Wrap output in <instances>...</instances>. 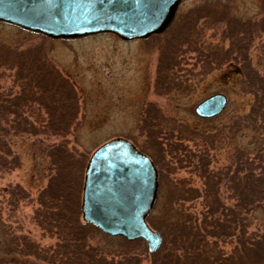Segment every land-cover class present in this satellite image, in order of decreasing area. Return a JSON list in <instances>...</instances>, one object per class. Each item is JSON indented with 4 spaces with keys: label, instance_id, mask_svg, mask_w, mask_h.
Wrapping results in <instances>:
<instances>
[{
    "label": "rangeland",
    "instance_id": "1",
    "mask_svg": "<svg viewBox=\"0 0 264 264\" xmlns=\"http://www.w3.org/2000/svg\"><path fill=\"white\" fill-rule=\"evenodd\" d=\"M207 19L213 24L206 25ZM254 25L256 34L248 45L243 44L241 49L247 54L240 58L238 52H232V47L240 45L236 43L238 38L232 36L241 33L242 27ZM263 25L264 0H184L177 11L176 32L179 29L185 35L197 27V32L202 33L198 47L216 46L221 55L216 64H210L205 50L200 53L201 49L166 46L167 40L173 39L165 35L134 43L120 42L112 34L52 41L23 35L15 27L0 24V52L5 57L6 54L11 59L16 56L11 50L24 54L28 49L31 52L44 49L58 74L53 79L60 85L66 83L50 92L51 96L75 97L76 118L67 138L64 137L68 162H63L58 169L60 176L68 174L73 181L71 186L68 178L64 183L61 202L73 203L76 174L85 157L110 139L124 138L135 143L162 170L152 215L156 228L163 229L161 234L156 230L163 241L160 253L165 251L167 255V250L176 244L174 250L186 246V251L192 254V242L185 245L174 242L169 230L191 235V228L199 226L205 213L221 216L224 212L220 208L204 202L208 192H212L211 199L214 193L221 192L224 207L235 209L240 216L232 223L236 235L230 242L220 244L218 254L211 243L205 244L204 254L212 258L211 263L203 261V264H214L213 258L216 263L222 261L221 264H264V209L259 204L250 210L236 206L238 202L229 204L231 200L244 202L245 196L235 192V180L232 184L227 178L230 174L245 176L248 169L243 164L250 149L249 140L264 130L263 124L259 125L264 121ZM176 32L173 29L169 35ZM230 48L232 51H227ZM162 52L169 56L160 58ZM161 60L165 62L160 63ZM11 72L6 69L4 75L0 72V86L6 93H13L17 88L9 76ZM168 79L170 84L164 87V92L160 87ZM218 92L228 99L224 111L212 119L196 117L194 108L198 102ZM63 113L61 108L51 110L56 120ZM27 117L35 126L46 121L45 112L34 105ZM3 133L6 131L0 129V146L10 163L6 170L0 165V264H49L40 254L36 258L28 252L9 253L3 250V245L12 237L23 236L39 248L51 250L56 245L55 235L36 225L32 216L37 195L48 187L54 175L45 150L59 143L62 136L9 134L7 137ZM16 186L26 193V199L18 202L10 196V190ZM261 189L264 191V185ZM263 191L259 194L264 195ZM253 198L260 199L257 195ZM191 208L200 212L194 215ZM67 223H71L68 217ZM247 233L253 236L243 239ZM85 237L90 248L97 250L95 256L99 257L100 264H157L156 257L150 255L141 239L112 238L94 229ZM81 259L71 263H80Z\"/></svg>",
    "mask_w": 264,
    "mask_h": 264
},
{
    "label": "trees",
    "instance_id": "2",
    "mask_svg": "<svg viewBox=\"0 0 264 264\" xmlns=\"http://www.w3.org/2000/svg\"><path fill=\"white\" fill-rule=\"evenodd\" d=\"M204 23L206 25L213 24L209 19H207ZM258 25L261 26L259 23ZM254 27L256 26H244L242 27V31H240L241 33L235 32L236 34L234 37L232 36V38H238L236 43L240 45L237 47L230 46L234 49V51H232V48L227 51H232L233 54L238 52L240 58H245L247 53L245 54L244 49H241V47H243V44L245 45L247 42H250L252 36L256 34ZM17 30L23 35L36 36L21 29ZM201 34V32H197V27H195V29L191 30L189 34L183 35L182 33L183 36L181 35L182 37L180 36L179 38L183 39L181 41L182 46H184L185 49L189 47L192 48V50L201 49L200 53H204L205 50L208 52L210 57V64L213 62L216 64L221 55L218 54L216 46H212V48H209L210 46H208L205 49L203 47H198V45L201 44V36H199ZM258 34H260V32ZM232 38L231 41H234ZM248 44L249 43H247V45ZM26 52L27 53L19 54V51L16 52L11 50V54L16 55L12 57V59L11 57H8L7 54L5 57L4 52H0V58L2 59L0 60V72L4 75L5 69L7 71L9 70V72L12 71L9 76H12V83L15 87H17L15 92L6 93L0 86V124H2V126L4 125L3 127L0 126V129H2V131H6V134H3L5 136L7 135V137L9 134L10 136L20 137H24L23 135L28 134L34 135V137L42 136L44 134L54 137L62 136V140L59 143L48 146L45 150V155L48 157L47 160H49L50 165L52 166L51 168H53L52 170L54 171V175L51 179H49L50 184L48 187L37 195L35 199L37 207L35 208L32 216L33 222L39 227L41 225V227L46 229L50 235H55L57 241L56 245L51 250H47L39 248V246L32 243L25 236L18 238L12 237L7 240V243H5L6 251L20 255L21 253L24 254L28 252L32 253L36 256V258L40 254L44 257L45 261L49 262V264H72L74 262L73 260H76V258H82L80 260L81 262L76 264H100L97 260L99 257L95 256L97 250L95 248H93V250L90 248L91 246L88 244L89 239L85 237V235H88L94 228H91L90 225L83 224L80 218V188H82V179L87 157H85V163H81V166L76 174L77 177L75 178L76 182L74 185L77 190L74 195H71L73 196V203L68 204L66 201L63 200V202H61L60 200V196L64 194L61 193V189L64 188V183L68 182L69 179L71 186V182L73 181V178L68 177V174L60 176V171L58 169L63 165V162L64 164L68 162L67 159L69 157V152L67 148V140L64 137L66 136L67 138V135L71 130L69 127H71L74 118H76L75 107L77 106V103L75 102V97H73L74 99H71L70 95H68V97H63L61 95H56L57 97L54 95L51 96L52 94L50 92H53L54 89H61V87H63L66 83L61 82L60 85L53 79L58 74H55L53 65L46 58L44 49H38L37 51L33 50L32 52L28 49ZM243 63L246 64L245 62ZM165 76L166 75H164V77ZM158 77L162 78L160 75H158ZM167 84H170V79L163 82L160 87L164 92V87ZM33 105L45 112L46 121L44 124L35 126V124L28 119L27 112ZM54 108H61V111L64 112L61 119L56 120L57 118L52 116L51 110ZM259 116L262 117L263 115L259 114ZM260 124H263L262 127H264V121L259 123V125ZM256 134L257 137H255L254 140H249L248 143L250 149L246 154V163L243 164L248 169L245 176L235 177V175L230 174L227 177L228 180L232 181V184L233 180H235V184L233 185L235 192H242L241 195L245 196L244 202L239 200L233 202L231 200L229 204L235 205L236 202H238L236 206L241 205L244 209L248 208L249 210L255 207L254 204H259L264 209V195L262 193L259 194V192L263 191L261 188H263L264 185V130H261ZM0 152H2V154L0 153V165L3 169H7L9 168L10 162L7 161V154L4 153L5 151H3L1 146ZM80 158L82 159V156ZM243 170L245 173L246 169ZM161 173L162 170L158 168L159 180L161 178ZM208 179L212 181L213 178L208 176ZM220 194L221 192L219 194L214 193V198L211 199L212 192H208V197H204V202L208 203V205L213 204L216 208H220L221 211L224 212L221 213V216H216V214L211 212L209 214L207 211L208 213H205L207 215L204 216L202 220L200 219L201 221L199 226L196 225L191 228V235H187L184 231H181L179 234L178 230H173L174 232L169 230L170 235H172V238L175 239L174 242L180 241L184 243V245L189 243V241L192 242L195 246L191 248L193 253L189 254L188 251H186L188 250V247L186 246H182V249L177 247L176 250H174V246L176 244L172 242L174 245L167 250L168 253L165 255V251H161V253L159 252V249H161L163 245L161 243V246L155 254H151L156 257L155 259L157 264H203V261H209L211 263L212 255H207L206 257L204 254L206 253L205 244L211 243L214 249H218L216 253L218 254L221 252L220 248L222 246L220 247V244L223 242H230L232 238L235 237L236 232L232 230L234 229L232 223H234L240 216H238V212L235 209L233 210L231 208L224 207V204L221 202ZM255 195L259 196V201H255L253 198ZM10 196L15 197L18 202L21 199L27 198L26 193L17 186L10 190ZM15 199L14 202L16 201ZM11 200H13V198H11ZM58 205H60L61 208H58ZM198 211L199 210L195 211L193 208L190 209V212L194 215ZM152 215L153 210L148 216L146 222L151 229L155 231L158 230L161 234L163 229L156 228L158 225L155 223L153 218L154 216ZM222 215L224 219H222ZM67 217L71 219V223H67ZM226 224L227 226H224ZM262 226L264 230V225ZM249 235L253 236V233L245 234L243 239H246ZM257 238L258 237H252L254 240H257ZM59 242L60 245L58 246ZM262 255H264V253ZM218 259L222 260V257H219ZM212 261H214V264H221L222 262L218 261V263H216L214 258Z\"/></svg>",
    "mask_w": 264,
    "mask_h": 264
},
{
    "label": "water",
    "instance_id": "3",
    "mask_svg": "<svg viewBox=\"0 0 264 264\" xmlns=\"http://www.w3.org/2000/svg\"><path fill=\"white\" fill-rule=\"evenodd\" d=\"M182 0H0V22L51 39H77L103 33L121 40L164 32ZM228 99L213 94L194 108L201 119L221 113ZM151 160L128 140L113 138L91 154L85 167L81 219L110 237L141 239L149 253L161 243L146 223L158 180Z\"/></svg>",
    "mask_w": 264,
    "mask_h": 264
},
{
    "label": "flooded vegetation",
    "instance_id": "4",
    "mask_svg": "<svg viewBox=\"0 0 264 264\" xmlns=\"http://www.w3.org/2000/svg\"><path fill=\"white\" fill-rule=\"evenodd\" d=\"M183 1L184 0H182V2H180V4H179V6H178V9H179V7H180V5L183 3ZM177 23V15H176V17H175V19H174V21L172 22V24L166 29V30H164V32H162V33H160V34H156V35H151V36H149V37H147V38H145V39H139V40H121L120 38H118V37H115V38H117L120 42H136V41H145V40H148V39H151V38H154V37H161L162 35H165V36H167L168 37V39H173V40H167V42H166V46H170V47H173V46H175V47H179V48H181L180 46H182V41L181 40H183V39H181V38H179L181 35H182V31H179V29H178V31L176 32V30H177V28L175 27V24ZM0 24H2V25H6V26H11V25H9V24H6V23H2V22H0ZM256 24H258V22L256 23ZM173 29L175 30V32L176 33H174L173 34V36L172 35H169L170 33H171V31H173ZM30 34H32V33H30ZM167 34V35H166ZM36 35V34H35ZM169 35V36H168ZM41 37H44V38H47V39H49V40H52V41H55V40H61V39H51V38H48V37H45V36H41ZM76 40H79V39H76ZM66 41H68V40H66ZM184 47V46H183ZM185 49V48H184ZM181 50V49H180ZM165 52V51H164ZM169 56V54H164L163 52H162V55L160 56V58L161 57H163V58H167ZM249 61H250V59H249ZM165 61H163V60H161L160 61V63H164ZM133 145H134V147L137 149V150H139L140 152H142L143 154H145V155H147L146 153H144L143 151H141L136 145H135V143H132ZM149 159L151 160V162L153 163V160L150 158V156H149ZM152 165H154V163L152 164ZM154 167H155V169H156V172H157V180L159 179V174H158V168L156 167V165H154ZM158 190H159V188H157V192H158ZM35 211V210H34ZM7 243V242H6ZM5 244V243H4ZM3 250H5L6 251V246L5 245H3ZM3 253V252H2Z\"/></svg>",
    "mask_w": 264,
    "mask_h": 264
}]
</instances>
